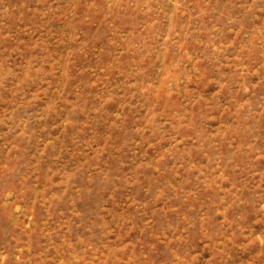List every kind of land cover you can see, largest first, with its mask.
<instances>
[{"label":"rangeland","instance_id":"374dc122","mask_svg":"<svg viewBox=\"0 0 264 264\" xmlns=\"http://www.w3.org/2000/svg\"><path fill=\"white\" fill-rule=\"evenodd\" d=\"M0 264H264V0H0Z\"/></svg>","mask_w":264,"mask_h":264}]
</instances>
